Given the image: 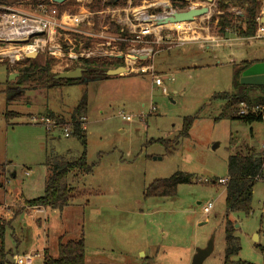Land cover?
<instances>
[{
  "label": "rangeland",
  "instance_id": "374dc122",
  "mask_svg": "<svg viewBox=\"0 0 264 264\" xmlns=\"http://www.w3.org/2000/svg\"><path fill=\"white\" fill-rule=\"evenodd\" d=\"M172 1L130 0V7L125 8L152 14L156 4L166 13L175 10ZM183 1L189 7L209 8L207 15L195 19L198 30L194 44L132 43L121 52L124 55L132 49H151L152 56L144 65L154 66L166 95L149 75L136 73L21 92L14 85L18 76L10 79L16 71H10L24 60L12 66L0 64V222L4 217L12 220L11 230L19 242L18 249H13L8 230L5 244L15 253L10 257L12 264L15 256L28 251L36 255L33 264H41L43 248L49 257L56 258L60 239L76 241L81 236L86 264H192L197 251L206 249L210 241L212 251L202 264H222L225 189L217 181L226 179L228 157L241 147L262 150L264 122L246 125L232 120L222 103L212 97L234 91L232 65H237L236 61L264 59V41H242L231 31L229 41L219 40L217 37L224 36L216 22H209L217 10V0ZM71 2L67 8L73 6ZM113 24L107 25V36H116ZM69 39L79 42L77 37ZM217 42L221 45L212 49ZM101 43V48L89 47L84 41L82 47L94 52L87 59L107 58L104 52L110 55L114 47L118 48L114 44L108 47L106 40ZM206 46L211 49L206 50ZM226 48H236L234 51L242 54L229 55ZM67 55L64 51L55 56L45 52L32 59L38 64L53 59L51 71L55 75L75 65L80 67ZM229 60L235 61L230 64ZM11 88L16 89L9 93ZM83 93L87 111L82 129L86 128V160L93 165L92 172L68 177L76 192L62 211L44 208L20 212L17 195L34 199L43 194L48 159L75 160L82 152L75 138L66 139L58 130L48 132L44 124H33L31 120L47 117V112L68 120ZM196 115L189 136L178 139L183 118ZM177 172L191 175L193 180L178 186L175 197L144 198L149 184ZM208 203L212 209L205 216L202 208ZM251 209L248 217L242 213L229 215L240 242L235 260L264 264V176L254 186ZM38 221L43 225L38 226Z\"/></svg>",
  "mask_w": 264,
  "mask_h": 264
},
{
  "label": "trees",
  "instance_id": "16d2710c",
  "mask_svg": "<svg viewBox=\"0 0 264 264\" xmlns=\"http://www.w3.org/2000/svg\"><path fill=\"white\" fill-rule=\"evenodd\" d=\"M71 1V0H70ZM264 0H217V10L209 19V22H216V26L221 35L227 31L233 32L237 38L247 39L255 35L257 24L256 19L259 15L261 4ZM74 4V2H71ZM39 4L52 6L63 12L66 5L51 4L48 0H0V8H27L33 10ZM127 0H117L116 2H104L103 0H89L86 6L92 12H101L107 7H125ZM172 9L176 11H184L189 8V4L183 0L172 1ZM232 7H237L244 11L243 16L235 15L230 12ZM161 9H151V13L160 14ZM116 27L117 33L120 27ZM122 37H128L127 33H123ZM151 39V38H149ZM118 50L125 52L127 44L115 43ZM53 59H47L43 64H38L36 59H25L21 63H16L12 71L18 74L15 86L21 91L33 90H49L51 88L62 85L81 84V79L55 80L52 73ZM79 66L84 69L83 77L94 79L100 77L102 81L109 80L105 72L124 67L123 58H96L93 60L79 59ZM264 62L262 60L242 61L237 65L233 64L232 84L234 91L217 93L212 100L220 101L223 110L227 112L230 119L239 121L246 125L253 123H262L258 117H242L237 115V107L240 103L248 106L259 105L264 106V87L263 86H244L239 80L243 71L255 63ZM144 65V61L139 62ZM77 68V65L72 71ZM56 84V85H54ZM87 111V99L83 93L77 106L68 115V120H64L59 116H55L53 112H47L46 118L54 121L58 126H70V137L75 138L82 152L78 159L65 160L63 158H51L46 161L48 176L45 180L43 194L37 198L26 200L21 194L17 196V201L21 209L27 208H45L54 211H62L71 203L75 195V187L69 185L68 177L73 175L84 176L92 172L93 165H89L86 160V133L82 129L83 120ZM7 117V116H6ZM221 117V116H219ZM194 117H185L182 120V128L178 135V139L187 138L189 131L193 125ZM69 137V138H70ZM177 141V140H176ZM160 143V142H158ZM161 144H164L161 142ZM234 155L228 157L227 174L225 189V216L223 219L224 228V255L222 264H252L246 261L235 260L240 251V242L235 236L236 230L229 220L232 213H242L248 217L252 211L251 200L253 189L256 182L263 180L264 176V148L258 150L251 146H243ZM193 177L188 174L177 172L167 179L153 181L144 190V198H173L176 196L177 188L180 185H188L192 182ZM19 213V212H17ZM15 213V215L17 214ZM0 222V264H12L10 257H13L11 250L5 247V233L9 227V222L3 220ZM5 223V224H4ZM261 251H264L261 249ZM16 257V256H15ZM43 261L41 264H85V242L83 236L78 240H69L62 242L59 240L57 245V257L52 258L44 251ZM13 264H15L13 262Z\"/></svg>",
  "mask_w": 264,
  "mask_h": 264
},
{
  "label": "built area",
  "instance_id": "2783aa9c",
  "mask_svg": "<svg viewBox=\"0 0 264 264\" xmlns=\"http://www.w3.org/2000/svg\"><path fill=\"white\" fill-rule=\"evenodd\" d=\"M51 4L66 5L68 1L58 4L52 0H48ZM72 1V0H71ZM89 0H73V6L67 8L63 12L46 4H39L33 10H22L16 8H0V64L8 63L10 66L17 61L27 59V55L39 54L47 52L51 56L63 51L68 53V59L73 62L82 58H90L94 55L92 51H86L84 41L90 46L97 45L98 48L103 47L102 40H106L105 45L111 47L115 43H144L152 44H173L183 46L187 43L195 41L198 25L195 21L190 23H177L172 26L157 27L154 24H147L148 19H154L158 15L167 14H147L137 9L127 10L131 2L127 0L125 7H107L101 12H92L86 6ZM114 1V0H103ZM153 4V8L157 9ZM135 10V12H131ZM162 11V10H161ZM175 11V10H174ZM105 20H109L108 24L114 23L120 27L119 33L115 37L107 36L109 32L108 24ZM111 22V23H110ZM257 29L253 37L245 39L246 41L263 40L264 41V1L261 4L259 15L256 19ZM199 29L201 27L199 26ZM123 33H127L128 37H122ZM63 36V39L61 38ZM78 38L73 43L69 37ZM83 39L80 41V39ZM151 38V39H149ZM175 41V42H174ZM83 45V47H82ZM115 48V47H114ZM113 48L112 54L101 52L100 55H106L109 58H123L124 67L128 73H136L139 75H149L156 87L162 88V93L167 94V90L163 87V80L155 74L152 65H139V62H146L151 58L152 50L148 48L132 49L127 54H122L118 49ZM145 56L146 59L141 60L139 57ZM35 58V57H34ZM237 115L242 117H258L264 122V106L252 105L248 106L240 103L237 107ZM122 117L126 121H130V117ZM84 121V119H82ZM33 124H44L48 132L58 130L64 138L70 137V126H58L49 118L41 117L31 120ZM264 148V147H263ZM28 175V173H26ZM220 185H225L226 179L217 181ZM212 209V204L208 203L202 208L203 215L207 216ZM33 252L16 256L15 264H33Z\"/></svg>",
  "mask_w": 264,
  "mask_h": 264
},
{
  "label": "water",
  "instance_id": "95a60500",
  "mask_svg": "<svg viewBox=\"0 0 264 264\" xmlns=\"http://www.w3.org/2000/svg\"><path fill=\"white\" fill-rule=\"evenodd\" d=\"M54 3H62L65 0H52ZM109 1L111 2H116ZM205 2H212V0H204ZM169 9V7H167ZM209 13L208 7H200V8H194L189 7L187 10L184 11H171L167 14L158 15L154 19H148L146 21L147 24H154L157 27L167 26V25H173L177 23H190L195 21V19L203 17ZM36 57L35 54L27 55V59H32ZM121 58V57H119ZM139 59L144 60L146 59L145 56L139 57ZM128 71L125 67H119L114 70H108L105 72V75L108 77H116L118 75L127 74ZM84 69L81 67H77L72 71L68 72H60L54 76L55 80H68V79H81V83H88L92 81H100L101 78H86L83 77ZM18 76V74H10V79H14ZM241 85L244 86H263L264 87V62L255 63L249 68H247L245 71L242 72L240 80ZM56 85V84H54ZM16 88L9 89V93L11 90H14ZM18 89V88H17ZM22 92V91H21ZM212 251V242L210 241L207 245L206 249L204 250H198L195 256L193 257L192 264H202L203 260L211 253Z\"/></svg>",
  "mask_w": 264,
  "mask_h": 264
},
{
  "label": "crops",
  "instance_id": "0c3cea01",
  "mask_svg": "<svg viewBox=\"0 0 264 264\" xmlns=\"http://www.w3.org/2000/svg\"><path fill=\"white\" fill-rule=\"evenodd\" d=\"M152 7V6H151ZM153 9H155V8H153ZM230 11H235L234 12V14L235 15H239V16H243V13H244V11L242 10V9H239V8H237V7H232L231 9H230ZM201 29L203 30V28L201 27ZM200 29V30H201ZM224 36V38H220V37H217L219 40H222V41H224V39H225V41H229V39H227L228 38V36H230V34L228 33V31L223 35ZM240 39V38H239ZM240 40H242V41H245V39H240ZM195 43V42H194ZM193 42H191V44H194ZM223 44H225V43H223ZM219 45H221V44H219L218 42H217V44H216V46H213L212 47V49H214V48H216V47H218ZM206 48V50L207 49H211L210 47H208V46H206L205 47ZM234 50H236V48H226V52H228L229 53V55H234V54H236V55H239V54H242V53H240V52H235ZM234 53V54H233ZM219 55V54H218ZM228 58H229V56H228ZM255 60H259V59H255ZM260 60H262V59H260ZM232 61H235V60H229L228 62L230 63V64H232L233 62ZM242 61H253V60H240V61H236L235 63L237 64V63H240V62H242ZM153 66V65H152ZM233 66V65H232ZM154 67V66H153ZM114 78V77H113ZM112 79V78H111ZM100 81H102V80H100ZM97 82H99V81H97ZM84 127H85V125H84ZM86 129V128H85ZM85 129H83V130H85ZM257 144L258 143H255V144H253L252 143V146H257ZM264 146L262 145L261 146V148H263ZM46 180V179H45ZM18 196V195H17ZM39 197V196H38ZM26 200H30V199H26ZM30 209H33L32 211H40V209H44V208H30ZM21 211H30L29 210V208H27V209H22V210H20V212ZM3 219H5V220H7L8 222H9V227L6 229V233H5V239H6V235H7V231L9 230V231H11L9 234H10V236L11 237H13V242L11 243V246L13 247V249L15 248V249H18V244H19V242L14 238V235H13V233H12V230H11V221L12 220H8L6 217H4ZM37 225L38 226H41V225H43V223L41 222V221H38L37 222ZM46 238H47V234H46ZM5 247H6V244H5ZM17 247V248H16ZM7 249V248H6ZM13 249H7V250H11L12 251V253L13 254H15L14 252H13ZM45 250H47V249H45V248H43V254H44V251ZM29 253H30V251H28ZM38 252V251H37ZM22 254H27V252H24V253H22ZM43 261V260H42ZM14 262V261H13ZM86 264V263H85Z\"/></svg>",
  "mask_w": 264,
  "mask_h": 264
},
{
  "label": "bare ground",
  "instance_id": "6f19581e",
  "mask_svg": "<svg viewBox=\"0 0 264 264\" xmlns=\"http://www.w3.org/2000/svg\"><path fill=\"white\" fill-rule=\"evenodd\" d=\"M168 26H172V25H168Z\"/></svg>",
  "mask_w": 264,
  "mask_h": 264
}]
</instances>
